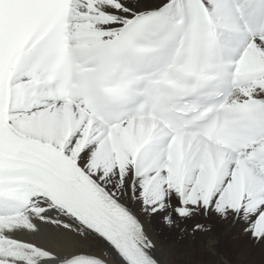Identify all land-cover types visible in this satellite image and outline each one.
I'll return each mask as SVG.
<instances>
[{
	"label": "snow or ice",
	"instance_id": "snow-or-ice-1",
	"mask_svg": "<svg viewBox=\"0 0 264 264\" xmlns=\"http://www.w3.org/2000/svg\"><path fill=\"white\" fill-rule=\"evenodd\" d=\"M0 264H264V0H0Z\"/></svg>",
	"mask_w": 264,
	"mask_h": 264
},
{
	"label": "bare ground",
	"instance_id": "bare-ground-1",
	"mask_svg": "<svg viewBox=\"0 0 264 264\" xmlns=\"http://www.w3.org/2000/svg\"><path fill=\"white\" fill-rule=\"evenodd\" d=\"M223 245L225 249H231L236 247L237 241L233 237L225 235L223 238Z\"/></svg>",
	"mask_w": 264,
	"mask_h": 264
}]
</instances>
